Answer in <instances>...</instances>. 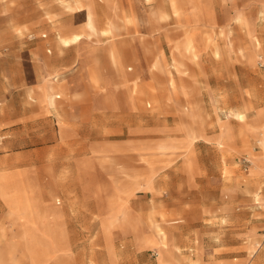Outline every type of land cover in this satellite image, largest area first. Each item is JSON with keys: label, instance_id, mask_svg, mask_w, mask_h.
<instances>
[{"label": "rangeland", "instance_id": "rangeland-1", "mask_svg": "<svg viewBox=\"0 0 264 264\" xmlns=\"http://www.w3.org/2000/svg\"><path fill=\"white\" fill-rule=\"evenodd\" d=\"M172 1L0 0V72L22 69L30 89L37 68L54 79L50 63L77 59L85 46L94 52L90 64L110 73L115 54L105 49L114 43L134 95L132 106L90 114L89 146L104 145V191L89 210L68 199L71 245L53 223L58 206L40 208L35 179L0 170L8 209L0 205V264H69L64 256L72 264H264V248L251 254L264 240V0H179V12ZM160 2L170 16L154 33L144 13ZM187 16L214 27L201 30L200 54L192 28L176 26L185 27ZM55 24L78 32L60 33L64 43ZM234 112L246 114L243 126ZM164 141L174 145L157 148ZM79 152L71 146L66 156Z\"/></svg>", "mask_w": 264, "mask_h": 264}, {"label": "crops", "instance_id": "crops-1", "mask_svg": "<svg viewBox=\"0 0 264 264\" xmlns=\"http://www.w3.org/2000/svg\"><path fill=\"white\" fill-rule=\"evenodd\" d=\"M151 8L156 10L157 17L154 18L151 15L154 11L149 9L150 11L144 13V19L151 25L152 32L157 33L162 27L161 22L170 16L164 13V10L169 11V7L167 3L160 2ZM76 10L83 11V9ZM86 16L88 19L87 12ZM208 19L214 23L215 27L216 22L210 12ZM128 20L134 21L135 16L128 17ZM111 21L114 29V21ZM176 26L184 32L192 28L190 30L196 39L199 54L203 49L201 30L214 28L194 23L189 16L186 17L185 27L177 23ZM53 31L58 39L59 33L72 35L78 32L73 27L62 24H55ZM75 43L78 42L62 44L71 47ZM105 50L109 57L110 50H114L115 54V61L109 58L113 69L110 73L105 70L104 65L90 64L94 60V52L90 47L85 46L81 48L77 59L63 58L50 63L52 70L58 72L54 79L46 78L37 68L35 74L37 81L30 89L24 88L25 73L22 69L18 70L17 74L0 72V170L21 169L26 172L31 181L35 179L34 182L32 181L33 194L39 198L40 208L51 209L58 206L60 214L53 219V223L64 228V240L69 245H71L68 228L70 219L67 217L66 210L71 203L67 202L68 199H75L72 203L89 210L91 203H96L98 206L97 194L101 195L104 191V157L101 154V151H104V145L97 139L96 143L89 146L90 114L102 117L105 111H115L123 106L134 105L133 89L125 84L128 76L124 73L122 48L112 43ZM257 54L254 50L248 53L250 59L256 58ZM3 61L6 59H0V62ZM16 65L23 66V61L16 60ZM9 78H15L21 84L10 88L7 81ZM61 93L68 99L58 100L62 97ZM261 110L264 111V108ZM241 122L243 126L244 122L242 120ZM161 130L168 131L169 127L163 126ZM240 139L244 143L242 138ZM249 144L250 138L247 146ZM173 145L164 141L157 148ZM71 146H80L81 152L66 156ZM90 149L93 153H89ZM260 156L262 167H264L263 149ZM189 157L193 161L191 156ZM249 175L258 176L256 171ZM57 195L65 196L64 205H61L59 199L55 201ZM0 205L8 211L1 197ZM98 220L101 221V218ZM262 242L258 251L264 248V240ZM263 254L264 250L262 256ZM262 256H258V261ZM63 261L72 264V260L66 259L65 256Z\"/></svg>", "mask_w": 264, "mask_h": 264}, {"label": "bare ground", "instance_id": "bare-ground-1", "mask_svg": "<svg viewBox=\"0 0 264 264\" xmlns=\"http://www.w3.org/2000/svg\"><path fill=\"white\" fill-rule=\"evenodd\" d=\"M172 7L174 8V10L176 11V12H179L180 11V7H179V0H173L172 1ZM203 8V7H202ZM205 8H203V10H204ZM206 10V9H205ZM204 10V11H205ZM152 11H154V12H152L151 14H152V16L153 17H157V12H156V10H152ZM59 35V37H60V39H62L63 41H64V43H68L69 41L67 40V39H65V38H63L61 35H60V33L58 34ZM76 39H78V38H76ZM189 46H190V48H192L193 46H192V44H191V40L189 41ZM242 50L243 49H241V52H242ZM235 113V112H234ZM236 114V116L239 118V119H243V120H245L246 119V114L245 113H242V112H236L235 113ZM261 143H262V145H263V147H264V139H262L261 140ZM263 152H264V149H263ZM252 163H253V160H252ZM256 198L260 201L261 200V196H259V193L257 194V196H256ZM161 234H163L162 235V237H161V239H162V241H163V244L164 245H166V246H168V236H167V234H166V232H161ZM261 243H263L262 241H256L255 242V245L252 247V249H251V254H252V256L258 251V249H259V247L261 246ZM252 244V243H251ZM263 248V247H262ZM158 252V251H157Z\"/></svg>", "mask_w": 264, "mask_h": 264}, {"label": "built area", "instance_id": "built-area-1", "mask_svg": "<svg viewBox=\"0 0 264 264\" xmlns=\"http://www.w3.org/2000/svg\"><path fill=\"white\" fill-rule=\"evenodd\" d=\"M246 161L249 162L250 160L247 159Z\"/></svg>", "mask_w": 264, "mask_h": 264}]
</instances>
